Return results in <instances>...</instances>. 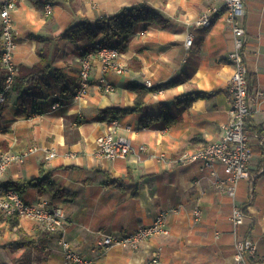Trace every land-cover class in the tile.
<instances>
[{
	"label": "crops",
	"instance_id": "0c3cea01",
	"mask_svg": "<svg viewBox=\"0 0 264 264\" xmlns=\"http://www.w3.org/2000/svg\"><path fill=\"white\" fill-rule=\"evenodd\" d=\"M47 2L53 4L49 16L44 9ZM143 2L166 23L140 22L132 34L114 38L113 45L124 41L126 46L119 48L127 71H104L99 57H92L90 88L82 98H74L80 59L100 40L72 42L57 36L84 18L95 22ZM210 5L211 0L19 1L12 11L16 61L32 67L40 61L39 49L44 46L37 36L52 37L48 75L54 81L49 90L39 85L45 96L33 97L24 115L17 114L22 109L18 95L9 93L0 121V147L13 152L37 149L12 165L0 182L17 183L27 202L51 200L46 190L26 185L50 176L56 187L67 191L58 202L65 208V231L51 233L25 218H19L13 229L1 222L0 264H23L25 252L26 264H65L62 236L97 264H142L155 252L160 264H237L236 239L248 237L256 245L249 264H264V144L254 136L255 132L264 136V97L256 96L264 92V0H244L242 17L248 34L244 54L249 93L254 97L246 119L253 146L251 178L239 182L233 198L219 183L226 176L221 164H215L213 172L199 163L177 160L185 149L219 140L222 124L229 118L234 64L228 54L234 47L233 34L223 15L208 28L194 24ZM189 33L194 38L190 48L185 45ZM4 76L0 61V85ZM101 76L115 85L114 92L99 89ZM148 79L151 87L145 85ZM143 87L151 91L144 98L143 111L137 112L135 99ZM196 92L204 96L189 99ZM55 102L59 107L53 108ZM108 108H115V116L105 120L102 111ZM112 120H117L119 134L147 148L114 160L99 153L97 138L109 130ZM254 128L261 132L251 133ZM52 150L57 155L49 159ZM235 205L247 213L245 223L237 228L231 220ZM160 212L166 213L168 233L142 242L137 249L97 246L101 234L134 230L150 224ZM18 227L37 243L11 248L9 243L20 239Z\"/></svg>",
	"mask_w": 264,
	"mask_h": 264
},
{
	"label": "built area",
	"instance_id": "2783aa9c",
	"mask_svg": "<svg viewBox=\"0 0 264 264\" xmlns=\"http://www.w3.org/2000/svg\"><path fill=\"white\" fill-rule=\"evenodd\" d=\"M20 0H2L0 7L1 32H0V61L5 71L4 80L0 85V102L8 101L9 91L13 85L15 76L19 72L16 61L17 35L14 27L12 11L18 6ZM45 14L51 15L53 4L47 2L44 6ZM245 12L244 0H211V5L196 20L195 25L208 28L214 19L223 15L231 29L234 47L229 52L228 58L234 64V70L230 80L231 106L229 118L222 124V137L210 142L203 147L188 148L180 153L177 160L180 163H199L204 170H212L219 163L223 166L226 176L219 179V183L226 189L231 197H235L238 184L242 179H250L249 164L253 157V146L250 134L246 131V119L252 112L251 101L254 97L249 93L248 67L245 59V44L248 34L242 17ZM194 44L193 34L186 37L185 45L190 48ZM121 50L117 45L104 46L97 44L95 48L80 59L79 84L74 93V98L80 99L86 95L90 86L92 69L91 58L98 56L104 71L113 69L118 73L127 71L122 62H117ZM101 91L110 94L115 91V85L105 76L98 80ZM147 87L152 86L151 80H146ZM256 96L264 97L263 91H258ZM59 102L53 104V108L59 107ZM254 136L264 144V136L258 132ZM99 153L110 159L126 158L138 149L145 150V144L135 146L132 139L118 133L117 120L111 121L109 130L97 138ZM37 149L31 146L20 152L0 151V178L15 163L23 162L26 156ZM56 151L49 152L47 158L56 156ZM214 172V170H212ZM0 210L6 214L17 215L18 218L32 220L44 230L54 233L65 231V208L61 203L53 204L48 198H41L33 202L25 201L21 194L11 187H3L0 184ZM200 209H195V214L200 215ZM247 213L238 205L232 209L231 220L237 228L245 223ZM166 228V213L160 212L150 224H144L134 230L113 234H101L97 238V246L107 250L113 246L137 249L140 244L158 234L168 233ZM60 243L63 246L65 264H97V260L75 249L64 236ZM235 261L237 264H249V257L256 251V245L248 237H238L235 242ZM142 264H160V255L155 252L151 258Z\"/></svg>",
	"mask_w": 264,
	"mask_h": 264
},
{
	"label": "trees",
	"instance_id": "16d2710c",
	"mask_svg": "<svg viewBox=\"0 0 264 264\" xmlns=\"http://www.w3.org/2000/svg\"><path fill=\"white\" fill-rule=\"evenodd\" d=\"M140 22H156L160 24L166 23L161 14L153 6H151L147 2H143L132 6L123 7L117 14L97 18L95 22L84 18L69 27L66 31H64L57 37L67 39L72 42H78L85 38L95 40L97 37H99L100 42H97L92 47L85 49V52H89V49L92 48L91 50H93L97 44L110 46L113 45L114 38H121L132 34L135 30L136 25ZM37 39L41 43H44V46L39 49V54L41 56L40 61L32 67L19 66V72L15 76L13 85L9 91V93L14 92L18 95L17 104L22 108L21 111L17 113L18 115H24V113H26V110L24 109H28L30 107L33 101V97L43 98L45 96V93L43 92L44 90L42 91L41 86L49 90L51 88V82L54 81L48 75L49 69L51 68L49 51L51 49V43L53 39L52 37L46 36H37ZM118 45L121 49L126 47L124 41L119 42ZM30 84H35L37 86L31 88ZM149 91L151 90L146 89L145 87L139 88L138 96L135 99L136 106L133 109L134 111H143L145 106L144 98ZM191 95H193L189 98L191 100L197 96H204V94L200 92H196L195 95ZM7 107L8 101L0 102V121L3 116V112ZM114 112L115 108H108L106 110H103V119L106 120L114 118ZM145 122L146 121H144V123ZM256 130H258V128H254L252 130L253 132L251 133H254ZM246 131H249L248 128H246ZM0 184L3 187L14 188L21 194V187L15 182H7L6 184L0 182ZM26 185L39 187L41 192L46 190L51 195V202L53 204H58V202L63 199L64 195L67 194L66 190L55 186V183L50 178V176H43L38 179H32L28 183H26ZM1 222L9 224L11 229H13L14 227H17L19 225V218L17 215L6 214L0 210V223ZM17 232L20 234V239L10 242L9 245L11 248L37 243L36 240L30 237L23 229L18 227ZM27 254L28 253L25 252V254H23V256L21 257V260L23 262L25 260V263L23 264L27 263ZM252 258L253 256L249 257V261H251Z\"/></svg>",
	"mask_w": 264,
	"mask_h": 264
},
{
	"label": "rangeland",
	"instance_id": "374dc122",
	"mask_svg": "<svg viewBox=\"0 0 264 264\" xmlns=\"http://www.w3.org/2000/svg\"><path fill=\"white\" fill-rule=\"evenodd\" d=\"M86 55H87V54H86ZM86 55H85V56H86ZM122 56H123V53H122V51H121V55H120V57H119L118 59H116V61H117L118 63H119V62H122V63H123V60H122V58H121ZM17 64H18V62H17ZM123 64L126 66L125 63H123ZM18 66H19V64H18ZM126 69H127V68H126ZM90 78H91V75H90ZM107 79H108V78H107ZM90 85H91V84H90ZM89 88H90V86H89ZM89 88H88V90H89ZM77 89H78V88H77ZM77 89H76V90H77ZM99 89H100V88H99ZM76 90H75V91H76ZM100 90H101V89H100ZM8 97H9V95H8ZM6 102H7V101H6ZM0 151H4V152H5V151H10V152H11V150H7V149H5V148H1V147H0ZM13 165H14V164H13ZM10 168H11V167H10ZM242 180H243V179H242ZM240 182H241V181H240Z\"/></svg>",
	"mask_w": 264,
	"mask_h": 264
}]
</instances>
